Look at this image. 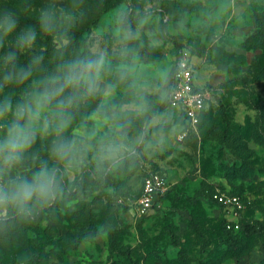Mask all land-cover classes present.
<instances>
[{"label": "rangeland", "instance_id": "1", "mask_svg": "<svg viewBox=\"0 0 264 264\" xmlns=\"http://www.w3.org/2000/svg\"><path fill=\"white\" fill-rule=\"evenodd\" d=\"M61 10L57 31L42 28L43 11ZM6 11L19 26L0 33V103L15 107L42 92L80 56L103 55L111 68L95 95L67 110L59 134L55 104L43 109L10 175L30 178L46 163L63 191L28 215L0 209V264H264V0H0V17ZM29 28L35 40L19 43ZM174 40L208 92L196 128L162 107L178 63ZM121 64L129 65L124 80ZM13 66L30 68L28 78L5 81ZM12 120L0 119V141ZM60 139L74 142L64 160L51 154ZM146 178L159 186L143 209Z\"/></svg>", "mask_w": 264, "mask_h": 264}, {"label": "clouds", "instance_id": "2", "mask_svg": "<svg viewBox=\"0 0 264 264\" xmlns=\"http://www.w3.org/2000/svg\"><path fill=\"white\" fill-rule=\"evenodd\" d=\"M65 15L63 10L59 15L56 11H43L41 13L42 28L50 32L57 31L63 24ZM120 22L121 17L118 15L117 24ZM18 26L19 18L14 12L6 11L0 17V33L3 36L13 34ZM17 40L21 44L30 45L35 40L34 29L23 30ZM9 57L14 59L15 54L10 53ZM40 59L41 57L34 58V63ZM110 68V62L106 61L103 55L80 56L60 65L59 74L47 78L42 92L17 103L15 107L7 99L0 103V119L5 118L9 113L13 117L4 139L0 141V209L6 210L11 207L21 215H28L36 208L48 206L62 194V176L59 175V170L55 167L50 168L46 163H42L30 178L12 177L10 173L35 142L37 136L35 124L40 121L43 109L55 104L53 119H59L56 127L59 134L70 122L67 110L87 97L95 95L99 91L101 74L109 71ZM30 71L29 68L26 71L17 72L13 66L5 71L4 79L11 81L18 77L20 81H23L28 78ZM117 72L121 80L126 79L129 65H119ZM50 124L51 121L45 117L41 130L47 131ZM73 149L72 140L60 139L53 142L51 154L59 160H64L72 155ZM114 150L109 149V151ZM0 215L6 216V211Z\"/></svg>", "mask_w": 264, "mask_h": 264}, {"label": "built area", "instance_id": "3", "mask_svg": "<svg viewBox=\"0 0 264 264\" xmlns=\"http://www.w3.org/2000/svg\"><path fill=\"white\" fill-rule=\"evenodd\" d=\"M172 80L168 91L167 105L175 108L193 128H196L201 115L207 110L206 97L208 92L203 87L197 86L190 64L183 59L178 61ZM157 186H159L158 178H146L141 199L143 209L150 206L153 190ZM215 198L220 203L231 204L233 208L241 207L236 196L227 197L216 194ZM228 227L231 228L232 224H229Z\"/></svg>", "mask_w": 264, "mask_h": 264}, {"label": "trees", "instance_id": "4", "mask_svg": "<svg viewBox=\"0 0 264 264\" xmlns=\"http://www.w3.org/2000/svg\"><path fill=\"white\" fill-rule=\"evenodd\" d=\"M122 1H127V0H122ZM143 16V14H139V15H137V16H135V17H133V18H131V19H129V20H126V18H123V26L124 27H128V26H130V25H132V24H134V23H136L141 17ZM97 17H98V15L97 16H95L94 18H93V20H91V21H88L87 23H86V25H85V28H84V30L85 31H90V26H91V24L93 23V21L95 20V19H97ZM174 42V46H175V48L177 49V61H179V59H180V57H181V53H180V45H179V43L177 42V41H173ZM173 82V80L171 79V81H170V84H169V88H170V86H171V83ZM167 105V102L162 106L163 108L165 107ZM162 108V109H163ZM207 111V110H206ZM205 111V112H206ZM204 112V113H205ZM204 113L201 115V118L203 117V115H204ZM226 120V119H225ZM245 229L247 230V231H252L253 230V228L251 227V226H249L248 224H246L245 225Z\"/></svg>", "mask_w": 264, "mask_h": 264}]
</instances>
